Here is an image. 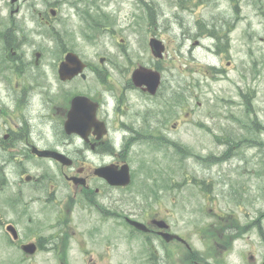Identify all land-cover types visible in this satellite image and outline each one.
I'll use <instances>...</instances> for the list:
<instances>
[{"label": "flooded vegetation", "instance_id": "flooded-vegetation-1", "mask_svg": "<svg viewBox=\"0 0 264 264\" xmlns=\"http://www.w3.org/2000/svg\"><path fill=\"white\" fill-rule=\"evenodd\" d=\"M22 5V0H9L8 7L0 10V228L4 244L22 251L24 259L35 256L24 251L56 255L82 251L88 264L105 260L112 264L114 253L120 251L122 226L128 230L127 238L138 237L146 243L134 255L136 264H264V251H259L256 238L264 237V212L256 206L249 209L246 195H238L236 189L230 192L237 198L239 211L225 212L210 206L215 200L211 186L199 189L203 196L197 207L203 219L196 221L195 234L201 247L168 218V210L121 215L120 199L112 194L133 185V165L145 153L143 145L157 152L164 140L177 143L168 134L163 82L152 94L135 84L133 71L116 76L110 65L114 62L107 57L93 62L81 55L85 71L63 78L61 64L73 49L61 44L59 57H49L48 48L37 47L27 33L34 25H51L58 13L54 3L41 9L37 4L27 9ZM151 37L161 38L158 33ZM92 75L98 86H71L79 79L87 83ZM133 91L148 101L160 99L158 109L148 108L142 117L136 112L140 122L129 115ZM171 126L176 132L181 122ZM43 151L58 152L64 160ZM202 158L211 161L214 156ZM124 165L131 174L126 186L110 176ZM170 181L148 186L147 194L152 192L159 206L168 190L179 192L185 186ZM178 198V193L173 195V203ZM205 206H210L208 212ZM143 207L150 203L145 201ZM54 209L58 211L52 216ZM129 219L145 223L147 230ZM99 251H109L108 257Z\"/></svg>", "mask_w": 264, "mask_h": 264}, {"label": "rangeland", "instance_id": "rangeland-1", "mask_svg": "<svg viewBox=\"0 0 264 264\" xmlns=\"http://www.w3.org/2000/svg\"><path fill=\"white\" fill-rule=\"evenodd\" d=\"M48 2L58 10L55 16L49 13L54 18L51 25H34L27 31L37 47L48 48L47 56L57 59L64 44L88 61L107 57L114 62L110 65L116 76L131 73L139 64L163 73L168 134L177 143L164 140L159 152L143 145L145 153L133 165V185L112 194L120 199L121 215L168 210V218L201 247L195 227L203 219L197 207L203 185L213 189L210 206L215 211H239L230 192L236 189L238 195H246L249 209L256 206L264 212V0H22V7L37 4L41 9ZM8 3L0 0V10ZM151 33L167 43L162 60L150 50ZM71 86L91 89L98 82L92 75L87 83L79 79ZM159 101L145 100L133 91L129 115L140 122L136 112L142 117L146 109H158ZM180 122L175 132L171 125ZM208 154L214 159L202 158ZM169 180L185 186L179 192L168 190L159 206L155 195L147 194L148 186ZM145 201L150 207H143ZM210 206L203 209L208 212ZM57 211L52 210V216ZM119 232L120 251L114 253L112 264H136L134 255L146 243L127 238L122 226ZM3 238L0 228V264H88L82 251H39L24 259L22 251L6 246ZM256 238L259 251H264V237ZM128 247L136 251H121Z\"/></svg>", "mask_w": 264, "mask_h": 264}, {"label": "water", "instance_id": "water-1", "mask_svg": "<svg viewBox=\"0 0 264 264\" xmlns=\"http://www.w3.org/2000/svg\"><path fill=\"white\" fill-rule=\"evenodd\" d=\"M152 49L156 56L163 55L164 45L160 40L153 39ZM85 63L80 60L79 56L74 52H69L66 56V60L61 65V75L63 78H73L76 74L83 70ZM133 79L137 85H147V89L151 93H155L161 82V74L158 71L148 69L146 67H139L135 70ZM76 100V99H75ZM50 153L48 151H44ZM110 176L114 177L113 182L120 185H127L130 182V173L128 166L126 165L119 172L110 173ZM132 223L146 229L147 226L144 223L132 220ZM27 253H34L35 251H26Z\"/></svg>", "mask_w": 264, "mask_h": 264}]
</instances>
